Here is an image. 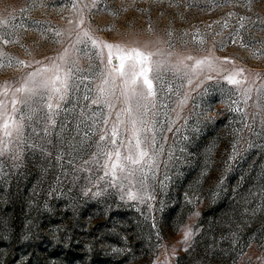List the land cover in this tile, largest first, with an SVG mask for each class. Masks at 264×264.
<instances>
[{
	"label": "rangeland",
	"instance_id": "1",
	"mask_svg": "<svg viewBox=\"0 0 264 264\" xmlns=\"http://www.w3.org/2000/svg\"><path fill=\"white\" fill-rule=\"evenodd\" d=\"M0 21V264H264V0H0ZM92 40L150 53L156 95ZM53 61L66 89L16 91Z\"/></svg>",
	"mask_w": 264,
	"mask_h": 264
},
{
	"label": "snow or ice",
	"instance_id": "2",
	"mask_svg": "<svg viewBox=\"0 0 264 264\" xmlns=\"http://www.w3.org/2000/svg\"><path fill=\"white\" fill-rule=\"evenodd\" d=\"M75 7V5H73ZM6 23V21H0V25ZM71 23V21H70ZM80 23H83V20L80 21ZM56 35H60V33H56ZM85 36H87V32L84 33ZM89 39H91L89 37ZM235 39H233V43H235ZM4 43H8L7 40L4 41ZM92 44L94 47L97 48H103L107 49V64L112 66L110 68V73H116L121 78L123 83L126 85V91L125 95H127L128 91H131L133 96L137 95V89L133 87L137 84L138 81H141L142 79V87L140 90V95H144L143 89L146 88L147 90V96H155L156 92L154 90V85L151 79H149L148 73L151 71L150 66L148 65V62L150 60L151 54H145L142 53L135 48L129 50L121 45H113V44H104L102 42H97L95 40H92ZM113 58H115V64L113 65ZM62 59V58H61ZM188 59H192L191 57H188ZM4 61L0 59V67L4 66ZM17 63L23 64V61H18ZM39 63V62H37ZM203 63H209V61L206 60H200L196 62V66H199ZM9 66L11 65V61H8ZM63 69L62 65L59 63H56L55 61L52 62L51 66H45L40 69H38L35 72H32L29 74L28 80L25 82V84L17 88V92H24L26 90L33 91L34 89H29L28 85L30 83L35 82V78L41 74V73H51L50 76H48L46 79L41 81L42 87L46 89H50L53 93H61L62 89L67 88V80H68V74L64 73L63 76L61 75ZM243 70H239L236 73H233L226 77L229 84L233 85H240L244 81L242 79H237V76H242ZM192 81L189 80L188 83L190 84ZM170 90V89H169ZM63 98L62 96L60 97ZM146 98V97H145ZM184 101H182L183 103ZM246 102V101H245ZM16 101L13 100V108L15 107ZM48 107L51 108L52 105L49 103ZM236 111H242L240 108H236ZM127 111L131 112V107L127 109ZM9 120H11V117L5 120L3 123V128L5 129V135L10 136L11 132L7 131L9 128ZM143 122V121H141ZM137 121L134 119L132 121L133 124V131L135 133V124ZM110 135L114 138L117 136V128L114 126L111 129ZM101 140L106 139V136H101ZM113 144H115V139L111 141ZM141 141L139 138H136L135 147L137 149V153L135 156L132 154H127L125 156V160L127 161V165L120 163V151L119 149L115 150V160H113V154L111 152L105 153L106 160L111 162V167L108 171L104 172L105 176H111L112 180L115 181L116 179H119V177L116 174V169L119 168L121 172H124L125 167H128L129 165H136L141 164L144 161V158L148 155V153L140 148ZM108 165L105 164L104 167H107ZM132 173L129 171L123 179H128ZM135 195L132 193H129V199H135ZM185 242H187L191 236L192 233L190 231H185Z\"/></svg>",
	"mask_w": 264,
	"mask_h": 264
}]
</instances>
